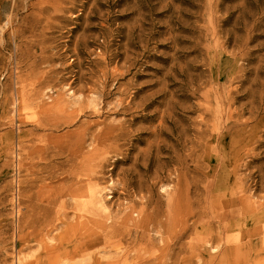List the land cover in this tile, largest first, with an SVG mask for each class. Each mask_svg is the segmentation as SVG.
<instances>
[{"label":"rangeland","instance_id":"374dc122","mask_svg":"<svg viewBox=\"0 0 264 264\" xmlns=\"http://www.w3.org/2000/svg\"><path fill=\"white\" fill-rule=\"evenodd\" d=\"M53 260L264 264V0H0V264Z\"/></svg>","mask_w":264,"mask_h":264},{"label":"bare ground","instance_id":"6f19581e","mask_svg":"<svg viewBox=\"0 0 264 264\" xmlns=\"http://www.w3.org/2000/svg\"><path fill=\"white\" fill-rule=\"evenodd\" d=\"M53 127H55V126H53ZM54 129H55V128H54ZM215 130H216V129H215ZM113 135H114V134H113ZM108 136H109V135H108ZM114 136H115V135H114ZM109 139H110V138H109ZM68 140H69V139H68ZM74 140L78 141L79 139L77 140V138H76V139H74ZM83 140H84V139H83ZM84 141H85V140H84ZM84 141H83V142H84ZM69 142H70V140H69ZM71 142H72V141H71ZM71 142H70V143H71ZM80 142H81V141H80ZM80 142H79V143H80ZM70 143L68 144V146L70 145ZM84 143H85V142H84ZM75 144H76V142H75ZM82 144H83V143H82ZM66 145H67V143H66ZM77 146L79 147V144H78ZM95 146H96V145H95ZM67 149H68V148H67ZM67 151H68V150H67ZM67 151H66V152H67ZM93 152H94V150H93ZM59 153H60V151H59ZM64 153H65V151H64ZM64 153L62 152V154H64ZM68 153H69V152H68ZM84 153H85V152H84ZM65 154H66V153H65ZM65 157H66V156H65ZM65 159H66V158H65ZM65 159H64V160H65ZM68 159H69V158H68ZM75 159H76V158H75ZM78 159H79V158H78ZM94 160H95V159H94ZM84 163H85V162H84ZM72 165H73V164H72ZM100 166H101V165H100ZM98 168H99V166H98ZM96 171H97V170H96ZM78 175H79V174H78ZM80 175H81V174H80ZM88 175H89V173H88ZM79 177H81V176H79ZM82 177H83V175H82ZM82 177H81V178H82ZM91 177H92V175H91ZM91 177L89 176V178H91ZM73 178H74V177H73ZM81 178H80V179H81ZM83 178H84V177H83ZM66 179H67V178H66ZM91 179H92V178H91ZM61 180H62V179H61ZM63 180H64V179H63ZM68 180H69V178H68ZM88 180H89V179H88ZM82 181L84 182L83 179H81L80 182H82ZM85 181H86V180H85ZM87 188H89V187L86 186V189H87ZM86 189H83V190L87 191ZM90 189H91V188H90ZM77 191H78V190H77ZM79 191H80V190H79ZM92 191H93V192H92ZM91 192H92L91 194H90L89 192H88V193L90 194L89 197H90V201H91L92 205H94V206H97V205H98V206H100L102 209H104V203H103L104 201L101 199L102 197H101V195H100V194H101L100 191H97V192H96L95 190L92 189ZM83 193H84V192H83ZM89 194H87V196H88ZM78 195H79V194H78ZM83 197H84V194H83ZM83 197H82V198H83ZM64 198H65V197H64ZM64 198H63V199H64ZM78 198H79V197H78ZM54 199H55V198H54ZM82 200H83V199H82ZM63 201H64V200H63ZM102 201H103V202H102ZM64 202H65V201H64ZM85 202H86V201H85ZM141 202H142V201H141ZM60 203H61V202H60ZM74 203H75V202H74ZM88 203H89V202H88ZM63 204H64V203H63ZM242 204H243V203H242ZM80 205H81V204H80ZM87 205H88V204H87ZM87 205H86V206H87ZM90 206H91V205H90ZM90 206H89V208H90ZM98 206H97V207H98ZM211 206H212V205H211ZM216 206H217V205H216ZM63 207H64V206H63ZM84 207H85V206H84ZM79 208H80V207H79ZM85 208H86V207H85ZM85 208H84V209H85ZM93 208H94V207H93ZM212 208H214V207L212 206ZM245 208H246V207H245ZM77 209H78V208H77ZM94 210H96V208H95ZM206 210H207V209H206ZM206 210H205V211H206ZM211 210H212V209H211ZM214 210H215V209H214ZM60 211H62V210H60ZM77 211H78V210H77ZM100 211H101V210H100ZM202 211H203V210H202ZM85 212H86V211H85ZM88 212H89V211H88ZM115 212H116V211H115ZM65 213H66V212H65ZM78 213H79V212H78ZM118 213H119V212H118ZM195 213H196V212H195ZM81 214H82V213H81ZM81 214H80V215H81ZM83 214H84V213H83ZM83 214H82V216H83ZM86 214H87V213H86ZM121 214H122V213H121ZM183 214H184V213H183ZM193 214H194V213H193ZM75 215H76V214H75ZM80 215H79V216H80ZM112 215H113V214H112ZM82 216H80V217H82ZM85 216H86V215H85ZM140 216H141V215H140ZM142 216H143V214H142ZM61 217H62V216H61ZM197 217H198V215H197ZM119 218H120V217H119ZM226 218H227V217H226ZM55 219H56V218H55ZM80 219H81V218H80ZM149 219H150V218H149ZM223 220H224V219H223ZM229 220H230V219H229ZM63 221H64V220H63ZM133 221H134V220H133ZM144 221H145V220H144ZM196 221H197V219H196ZM227 221H228V220H226V222H227ZM139 222H140V221H139ZM178 222H179V221H178ZM191 222H192V221H191ZM219 222H220V221H219ZM232 222H233V221H232ZM134 223H135V222H134ZM141 223H142V222H141ZM132 224H133V223H132ZM224 224H225V223H224ZM224 224H223V225H224ZM232 224H233V223H232ZM234 224H236V221L234 222ZM226 225H227V223H226ZM237 225H238V224H237ZM108 226H109V225H108ZM119 226H120V225H119ZM178 226H179V224H178ZM195 226H196V225H195ZM218 226H219V225H218ZM229 226H231V225H229ZM111 227H112V230H113L114 227H113V226H111ZM115 227H116V226H115ZM136 227H137V226H136ZM147 227H148V225H147ZM147 227H145V228H147ZM151 227H152V226H151ZM154 227H155V226H154ZM158 227H159V226H157V228H158ZM187 227H188V226H187ZM220 227H221V226H220ZM222 227H223V226H222ZM76 228H77V227H76ZM149 228H150V226H149ZM152 228H153V227H152ZM157 228H156V229H157ZM77 229H78V228H77ZM106 229H107V228H106ZM108 229H109V228H108ZM128 229H129V228H128ZM130 229H131V228H130ZM130 229H129V230H125V231H124V229H123V230H122L123 232L120 230V231L122 232V234H121V232L118 230V232L116 231V232L118 233L117 235H115V234H116L115 231L113 232V231L110 229V230H111L110 233L113 232V234H111V235H112L111 237L118 236V235H119V236L121 235L122 237L126 236L128 240H130L131 238H133V241L135 242V240H137L138 238H139V239H141V237H144V238H145V236H144V232H145L148 228H147L146 230L144 229L145 231L142 232L141 234H139L140 232H137L138 230H137V231L134 230L135 232H133V231H131ZM150 229H151V228H150ZM153 229H154V228H153ZM106 231H107V230H106ZM147 231H148V232H145V234H146V236H149L151 232H150L149 230H147ZM154 232H155V231H154ZM160 232H161V231H160ZM221 232H222V231H221ZM107 233H108V232H107ZM110 233H109V234H110ZM155 233H157V231H156ZM176 233H177V232H176ZM180 233H181V232H179V230H178L177 237H176V243H177L178 246H181V245H180V240H181V236H182V235H180ZM182 233H183V232H182ZM109 234H108V235H109ZM103 235H104V234H103ZM99 236H100V235H99ZM106 236H107V235H106ZM109 236H110V235H109ZM81 237H82V236H81ZM76 238H77V237H76ZM105 238H106V237H105ZM234 238H235V237H234ZM82 239H83V238H82ZM82 239L80 238V239H78V240H79L78 242L71 244V248H70V250H69V251H68V250H65V251H64V254H65V253L68 254V253H70V251H71V252L74 251L75 253H76V252H77V253L82 252V250L85 249V248H84V245H86V244L83 245V242H82L83 240H82ZM106 239H107V238H106ZM125 239H126V238H125ZM161 239H162V238H161ZM104 240H105V239H104ZM85 241H86V240H85ZM85 241H84V242H85ZM108 241H109V239H108ZM138 241H139V240H138ZM149 241H150V240H149ZM149 241H148V242H149ZM129 242H130V243H128V244H130V245H131V243H133V242H131V241H129ZM160 242H161V241H159V243H160ZM86 243H87V242H86ZM92 243H93V242H92ZM145 243H146V241H145ZM165 243H166V242H165ZM165 243L163 242V244H165ZM174 243H175V242H174ZM107 244H108V242H107ZM136 244H137V243H136ZM149 244H150V243H149ZM168 245H170V244H168ZM174 245H175V244H174ZM151 246H152V245H151ZM217 246H218V245H217ZM126 247H127V246H126ZM130 247H131V246H130ZM135 247H136V246H135ZM137 247H138V246H137ZM148 247H149V246H148ZM164 247H165V246H164ZM166 247H169V246H166ZM176 247H177V246H175V248H176ZM59 248H60V247H59ZM101 248H102V246H101ZM152 248H153V247H152ZM169 248H170V247H169ZM169 248H168V249H169ZM177 248H179V247H177ZM98 249H99V248H98ZM117 249H118V248H117ZM127 249H128V248H127ZM162 249H164V248H162ZM162 249H160L159 251H161ZM168 249H167V250H168ZM170 249H171V248H170ZM172 249H173V248H172ZM172 249H171V250H172ZM94 250H95V249H94ZM139 250H140V249H139ZM174 250H175V249H174ZM174 250H173V251H174ZM177 250H178V249H177ZM179 250H180V249H179ZM103 251H104V250H103ZM169 251H170V250H169ZM180 251H181V250H180ZM180 251H179V252H180ZM118 252H119V251H118ZM124 252H125V251H124ZM129 252H131V251H129ZM162 252H163V251H162ZM164 252H167V253H164V254L162 253V254H163V257H162L161 260H163L164 258L167 259V258H170V256H173V255H169L170 252H168V251H164ZM56 253H57V252H56ZM88 253H90V252H88ZM93 253H94V252H93ZM220 253H221V252H220ZM53 254H54V253H53ZM64 254H63V255H64ZM100 254H101V253H100ZM124 254H125V253H124ZM171 254H172V253H171ZM63 255H62V256H63ZM71 255H72V254H71ZM101 255H102V254H101ZM168 255H169V256H168ZM236 255H237V254H236ZM54 256L57 257L56 254H54ZM95 256H96V255H95ZM104 256H105V255H104ZM107 256H108V255H107ZM114 256H115V255H114ZM117 256H119V255L117 254ZM117 256H116V257H117ZM222 256H223V255H222ZM129 257H130V256H129ZM137 257H138V256H137ZM160 257H161V256H160ZM173 257H174V256H173ZM58 258H59V257H58ZM58 258H57V259H58ZM102 258H103V257H102ZM102 258H101V259H102ZM107 258H108V257H107ZM110 258H111V257H110ZM113 258H114V257H113ZM144 258H145V257H144ZM144 258H142V259H144ZM222 258H224V257H222ZM108 259H109V258H108ZM111 259H112V258H111ZM119 259H120V258H119ZM126 259H127V258H126ZM159 259H160V258H159ZM105 260H107V259H105ZM223 260L225 261V259H222V260H221V263H222ZM226 260H227V259H226ZM61 261H63V259H62ZM61 261H60V262H61ZM163 261L166 262V260H163ZM210 261H211V260H210ZM53 262H55V261L53 260ZM144 262H145V261H144ZM226 262H227V261H226ZM232 262H233V261H232ZM58 263H59V261H58ZM58 263H57V264H58ZM103 263H104V262H103ZM141 263H142V262H141ZM221 263H220V264H221ZM53 264H54V263H53ZM55 264H56V262H55ZM97 264H98V263H97ZM100 264H102V263H100ZM145 264H146V263H145ZM157 264H158V263H157ZM161 264H165V263H161ZM190 264H191V263H190ZM215 264H216V263H215Z\"/></svg>","mask_w":264,"mask_h":264}]
</instances>
